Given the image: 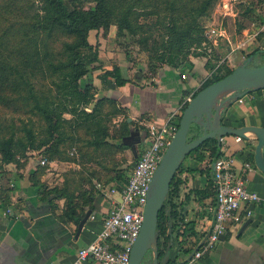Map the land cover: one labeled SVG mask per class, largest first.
I'll list each match as a JSON object with an SVG mask.
<instances>
[{
    "label": "crops",
    "instance_id": "obj_1",
    "mask_svg": "<svg viewBox=\"0 0 264 264\" xmlns=\"http://www.w3.org/2000/svg\"><path fill=\"white\" fill-rule=\"evenodd\" d=\"M254 2L255 13L263 20L258 25L259 19L258 22L254 19H246L245 23H247L240 32L242 37L235 44L237 48L253 43L260 44L257 45L258 48L264 51V0ZM228 17L236 18V14L232 13ZM219 34L224 40L231 41L224 27H221ZM216 46L217 43L215 48ZM189 60L193 64V72L201 73L197 63L200 62L198 58L190 56ZM118 66L120 67L119 64ZM120 70L125 79H130L131 73L139 76L134 70H122L121 67ZM99 75L91 70L84 80L97 88L96 96L108 100L103 105V112L108 113L110 108H125L131 119H139L145 126L143 130L138 128L130 130L129 135L122 138V142L128 146L127 149H123V154L132 156L130 165L145 148L147 126L152 123H163L173 112L178 114L182 102L198 87L195 86V80L191 76L182 80L181 76L169 67H163L157 75L151 76L148 80L142 77L141 80H134L133 83L128 81L120 87L115 86L108 79L106 84H102ZM235 93L237 92L225 93L218 100L217 110L221 124L230 127L263 126L264 89L252 90L241 95V102L230 99ZM220 103L221 106H218ZM108 117L111 119V124H118L122 114H109ZM247 135L248 139L241 141H236L233 135L222 137L227 151L219 156L223 153L234 156L235 167L245 179L246 187L260 197L258 203L250 205L252 215L247 218L250 219V223L242 232H239L240 228L247 219L240 225H229L225 235L207 252L198 259H192L194 251L206 237L213 220L215 192L207 185L209 179L207 169L213 158L207 156L196 166V171H180L177 177L183 181L180 186V200L184 203V210L183 223L178 233L184 235L180 237L183 239V244L179 247L176 234L172 235L169 245L171 250L168 253L170 259L178 257L177 264H264V174L249 160L246 161L250 148H244L245 140L253 146L256 144L252 135ZM245 161L252 165L251 170L244 167ZM36 164L0 163V188L10 189L9 204L0 202V264H63L73 260L80 247L95 239L102 228V218L110 208L109 198L99 192L96 183H103L105 189L114 187L118 190L125 182L110 177L103 180L105 175L110 174L108 171L113 173L112 171L116 169L113 165L106 170L103 167L104 163L102 165L48 163L51 168L45 169L40 179L49 187H66L67 191L75 196L86 190L94 194L92 208L86 207L81 212L82 216L87 209H91L92 213L78 237H75L78 222L64 215L65 199L55 198L53 207L50 208L48 203L36 197L35 190L30 186L29 175ZM186 164L193 165V159H188ZM99 177L102 179L99 180ZM106 180L108 182L105 183ZM114 198H118V194H115ZM77 212L80 214L79 210ZM152 262L153 253L149 251L142 264H152ZM85 264L98 263L90 259Z\"/></svg>",
    "mask_w": 264,
    "mask_h": 264
},
{
    "label": "trees",
    "instance_id": "obj_2",
    "mask_svg": "<svg viewBox=\"0 0 264 264\" xmlns=\"http://www.w3.org/2000/svg\"><path fill=\"white\" fill-rule=\"evenodd\" d=\"M91 1L94 5L86 10L75 5L73 0H33L31 2L36 3L35 13L27 25L24 22L4 24L7 33L14 31L19 37H22L23 42L18 47L8 51L7 46L0 42V94L6 89L13 93H22L24 101L30 105V110L39 114L46 124V138L42 139L36 146L33 145L34 136L32 134L28 136V143H23L20 139H14L13 136L0 137V163L19 165L17 158L20 152L23 153L21 154L23 156L27 149L37 150L39 157L46 158L47 162L43 165L38 163L29 175L30 186L35 190L36 197L40 201L48 203L50 208L53 207L55 198H64V215L76 223L81 219V212L86 207L92 208L93 192L86 190L84 193L75 196L70 194L66 187H49L40 178L45 173L49 160L59 158L57 154L60 145L66 140H72L74 137L72 135L76 131L78 133L80 128L88 134L86 143L90 147L97 149L105 145L107 146L106 150L111 148L107 140L109 136L111 138L113 136L110 130L111 119L108 116L114 113L123 115L125 109L110 108L112 111L110 110L105 114L103 105L108 100L104 98L97 99L90 110L86 109L87 105L95 98L94 91L91 90L92 84L85 81L84 78L91 71V64L97 59L96 52L93 51V47L88 41V35L93 30L107 28L113 21H116L119 33L127 32L133 35L136 33V25L133 21L138 15L137 9L145 8V1L143 0ZM22 2L0 0V22L10 15L20 13ZM27 2H30V0H27ZM179 2L183 4L181 7L186 4L183 0ZM172 3L179 4L178 2ZM213 3L214 1L211 0H203L200 1L199 5H189L190 8L186 12L187 19L184 21L181 20L184 18H174L173 16L169 18L161 46L165 50L163 60L172 69L183 71L185 67L193 68V64L187 56H190L189 50L191 47L206 40L205 25L202 23L201 18L206 16L207 10L213 6ZM170 6L173 7L172 4ZM245 13L246 19H250L254 10L249 6L245 9ZM258 19L259 25L263 18L258 15ZM244 27L245 24L239 29L242 30ZM55 35L68 38L63 42L61 50L58 51L54 50L52 42L49 43V40ZM259 53L264 54V51L255 48L246 57L255 56ZM184 57L185 59L182 60ZM233 69L230 68L221 75L212 74L210 79H205L190 94L191 98L207 85L229 74ZM37 75L50 78L51 86L53 85L54 89L51 90L49 87V94L48 91L47 93H38L34 89L32 79ZM108 77H111L114 85L119 87L129 81L122 77L118 66L99 75L102 84H106ZM187 103L185 102L180 107V111L175 118L177 128L181 113ZM62 114H68L70 117H62ZM67 127L70 129V133H66ZM117 127L119 130L117 147L120 150L127 149L128 146L122 142V138L130 133L128 124L126 122L123 125L119 123ZM135 128L139 129L137 126ZM188 134L189 139L197 138L199 136L198 126L192 124ZM245 141L244 148H250L246 161L249 160L255 166L254 146L247 140ZM220 148L221 144L218 146L215 139L205 140L184 158V160L186 158L193 159L194 164L189 166L186 163L184 164L183 160L174 175L157 218L158 264H177L178 257L170 259L168 255L171 250L169 245L172 235L176 234L179 247L183 244V239H180V237L184 235L178 233L183 223L184 203L180 200V186L183 181L178 179L177 174L182 170L196 171V166L207 156L210 159H217L221 155ZM74 152V150L68 151V154L73 156L76 153ZM207 171L209 176L207 185L212 189L214 183L210 175V166ZM112 178L126 181V177L121 171L110 179ZM9 191L10 189L7 187L0 188V202L6 203V205L10 202Z\"/></svg>",
    "mask_w": 264,
    "mask_h": 264
},
{
    "label": "rangeland",
    "instance_id": "obj_3",
    "mask_svg": "<svg viewBox=\"0 0 264 264\" xmlns=\"http://www.w3.org/2000/svg\"><path fill=\"white\" fill-rule=\"evenodd\" d=\"M3 1H23L20 5V13L12 16L10 15L2 19L0 22V42L7 46L8 51L12 50V48L18 47L23 40L22 37H19L14 31L7 33L4 29V24H19L24 22L25 25H27L31 21L32 15L35 13L36 3L33 4L31 2L33 0H30V2H27V0ZM143 1H145V8L137 9L138 15L133 21L136 25L135 34L131 35L127 32L119 33L116 21L111 22L107 28H101L89 32L88 41L97 55L96 61L90 66L91 70L101 74L106 70L113 69L119 64L122 70L128 69L134 70L135 73L138 72L139 76L134 73L130 74V79L128 80L133 83L134 80H141L142 77L148 80L151 76L157 75L159 70L163 67L171 68L163 60L165 50L161 46L163 43V37L166 33L165 27L168 20L171 16L174 18H184L181 19L182 21L186 20V12L190 8L189 5H199L200 1L203 0H183L186 2L183 7H181L183 4L179 2L181 0ZM165 1H167V3H165ZM211 1H214L213 6L207 10L206 16L202 17L201 21L205 25V33L214 29L216 34L211 38L206 36L204 42L199 45H194L189 50V55L198 58V61H200L197 63L199 70L202 72L196 73V71L193 72V68L190 69L187 67H185L183 71L173 69L179 74V76H181L182 80L191 76L195 80V86L198 87L205 79H210L212 74H224L228 69L234 68L242 63V61L247 58L246 56L260 45L257 44V46L253 43L242 48H237V44H235L242 37L240 34L241 29H239V27H243L244 24L247 23H245V9L247 7L250 6L252 7V10H254V14L250 19H254L255 22H258V16L255 13L256 7L254 6L255 0ZM73 2L75 5L86 10L94 5L91 0H73ZM172 2H178L179 4H173ZM170 4H172L173 7H171ZM225 5L234 11L236 18L228 17L225 12ZM231 10L227 11L229 12ZM221 27L226 29L231 43L224 40L223 36L219 34ZM66 40H68V38L62 35H55L49 40V43L52 42L54 50L58 51L61 50L62 44ZM214 43L215 45L217 43L216 48ZM227 48H229L228 51ZM190 56H187V58L189 59ZM184 59L185 57L182 58V60ZM261 64H264V54L259 53L258 55H253L250 65L258 66ZM123 75L125 76L124 71ZM108 80L114 84L111 77H108ZM50 82V78L39 75L32 79L34 89L38 93H47L48 91L49 94V87L51 90L54 89V86H51ZM91 90L94 91L95 99L91 102L92 104L90 103L87 105L88 109H91L97 98H100V96L95 95L97 94L96 87L92 86ZM55 100L58 101L56 98ZM128 115L129 113L124 110L119 122L121 125L126 122L130 130H133L136 126L139 127V130L145 128V126L140 123L141 121L139 119H131L130 121H127L129 117ZM62 117H70V115L62 114ZM118 124H110L111 135H113L112 138L109 136L107 139L111 147L110 149L106 150L107 146L105 145L97 149L90 147L86 143L88 134L84 132V129L80 128L78 133L76 131L72 135L74 136L72 140H66L60 145L57 154L59 158L49 160L48 163H99L100 165L104 163L103 167L106 170H109L112 165L116 166V169L112 171L115 174L108 171L110 174L105 175L103 180L108 177H114L120 171L126 177L132 168L130 165L132 156L131 154H123V150H120L117 147L119 143ZM45 129L46 124L42 117L30 110V105L24 101L22 93H13L9 89H6L0 94V137L13 136L14 139H20L23 143H28V136L32 134L34 136L33 145L36 146L42 139L46 138ZM66 131V133H70L69 127L66 128ZM73 150L76 153L74 152L75 154L70 156L68 151ZM21 154L23 153L20 152L17 158L19 163H39L37 150L27 149L23 156ZM188 159L189 158H186L184 160V164L188 162ZM50 168L51 166L47 165L45 169ZM100 179L102 178L99 177V180Z\"/></svg>",
    "mask_w": 264,
    "mask_h": 264
},
{
    "label": "built area",
    "instance_id": "obj_4",
    "mask_svg": "<svg viewBox=\"0 0 264 264\" xmlns=\"http://www.w3.org/2000/svg\"><path fill=\"white\" fill-rule=\"evenodd\" d=\"M227 10L231 9L226 6L227 15L234 14L233 10ZM214 34L215 30L211 29L205 36L211 38ZM190 99L191 95L185 98L181 106ZM237 100L242 101L240 98ZM176 116L177 113L173 112L163 123L147 126L145 148L139 153L126 181L118 190L114 187L105 189L102 184L96 183V188L109 198L110 203V208L102 218V228L93 241L78 249L73 260L63 264H85L90 259L98 264H129L130 252L142 225L149 185L177 130ZM234 138L241 141L239 136ZM224 143L221 139V153L227 151ZM224 153L213 165L212 180L216 201L213 220L192 259H198L207 252L225 235L229 225H240L249 218L252 215L250 205L260 200L256 192L246 187L245 179L235 167V157ZM46 162V158L39 157L41 165ZM244 167L252 169V165L246 161ZM115 194H118V198H114Z\"/></svg>",
    "mask_w": 264,
    "mask_h": 264
},
{
    "label": "water",
    "instance_id": "obj_5",
    "mask_svg": "<svg viewBox=\"0 0 264 264\" xmlns=\"http://www.w3.org/2000/svg\"><path fill=\"white\" fill-rule=\"evenodd\" d=\"M252 59L253 55L248 56L242 63L234 67L229 74L198 91L183 109L178 128L167 146L149 185L142 225L133 243L129 264H142L149 251L153 253L152 264H158L156 238L158 213L168 194L170 183L184 158L205 140L215 139L219 146L221 138L224 136L233 135L239 136L241 139H248L247 134H251L256 140L254 163L257 169L264 174V125L230 127L221 124L219 111L217 110L218 100L225 93L237 92L230 98L237 100L249 90L264 89V64L250 65ZM218 106H221V103ZM130 120L131 118L128 117L127 121ZM192 124L197 125L199 128V136L195 139H189L188 133ZM215 160L216 158H213L211 162V176H213ZM91 213L92 210L87 209L78 221L75 237H78ZM249 223L250 219H247L242 224L239 232H242Z\"/></svg>",
    "mask_w": 264,
    "mask_h": 264
}]
</instances>
